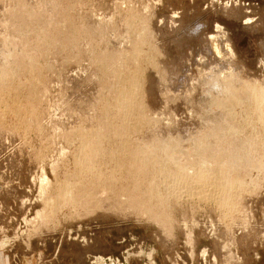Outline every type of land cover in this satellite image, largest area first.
Wrapping results in <instances>:
<instances>
[{
	"label": "rangeland",
	"instance_id": "rangeland-1",
	"mask_svg": "<svg viewBox=\"0 0 264 264\" xmlns=\"http://www.w3.org/2000/svg\"><path fill=\"white\" fill-rule=\"evenodd\" d=\"M48 1L31 0L27 4L36 19H41L33 26L21 18L13 19L19 23L8 19L19 0H0L1 43L8 39L27 45V41L28 48L21 42L22 48L29 49V54L32 51L36 59L31 57L39 62L38 80L34 78L33 85L27 73L10 67L9 62L5 65L0 57V66L11 71L6 79L0 78V103H4L0 104V264H264V117L257 118L246 110L249 102L244 100L243 106L234 109L235 123L232 119L229 122L241 126L231 137L226 135V128L232 126L206 102L214 95V73L231 87L264 90V0H52L54 9ZM44 7L48 8L46 12L49 8L65 11L70 22L59 21L61 25L54 24L57 28L50 25L52 30L48 25L47 33L52 36L42 33V38L41 31L52 15L44 10L42 14ZM128 17L135 18L129 21ZM66 26L74 27L78 36L61 33ZM141 26L145 43L138 36ZM59 38L62 44L57 43ZM136 45L140 47L137 57L133 56ZM114 56L117 64H109ZM116 66L123 74L118 68L113 70ZM108 68L119 72L115 78L110 77ZM122 75L123 79H133L131 92L130 80L121 85ZM107 79L115 83L106 87ZM128 90L133 104L126 102L127 108L116 105L117 93ZM205 105L208 112L212 110L211 115L215 111L222 119L217 115L212 121L211 115L206 118ZM30 111L37 118L36 125H27ZM218 123L224 133L216 139L208 132ZM133 125L137 126L135 133L129 129ZM119 127H124V136L112 134ZM95 133L105 138L100 149L93 152L94 157L89 155L91 162L95 161V167H91L98 171L91 169L88 174L80 168L79 159L86 154L82 153L84 137L89 139ZM157 140L174 142L175 148L168 145L174 148H170L171 154H161L158 148L156 151ZM194 142L216 158L212 164L205 162L208 168L192 152L193 144L197 148ZM149 143L155 147L154 151L149 147V154L157 161L150 157L146 165L142 164L148 170L139 174L142 168L136 169L139 166L131 155L135 152L134 158L138 150L148 149ZM115 153L116 159L110 158ZM169 155L180 158L178 163L188 162L186 169L179 168L185 163L179 166ZM237 155L244 160L242 165L225 168L230 184L227 194L217 189L216 195L205 198L196 192L194 181H215L219 177V157L227 161ZM165 156L173 163L164 161ZM222 165L219 168H224ZM202 166L204 179L197 175ZM179 169L187 172L185 179L175 176ZM62 190L66 198L63 196L61 206H55L54 200Z\"/></svg>",
	"mask_w": 264,
	"mask_h": 264
},
{
	"label": "bare ground",
	"instance_id": "bare-ground-1",
	"mask_svg": "<svg viewBox=\"0 0 264 264\" xmlns=\"http://www.w3.org/2000/svg\"><path fill=\"white\" fill-rule=\"evenodd\" d=\"M9 1V0H8ZM23 0H19V3H18V5H15L14 7H15V10H11V13H10V16L8 17V15H7V17H8V19L11 17L12 19V21H13V19H16V20H20V18L21 19H23V21H24V23L27 21V23L28 22H31V23H33V22H38V21H40L41 19H39L38 18V20L36 19L37 17L35 16L36 15V13H34L33 14V10H32V13L30 12L31 10V7L29 8L28 7V5L30 4L29 2L31 1H29V2H22ZM43 1V0H42ZM45 1V0H44ZM47 1V0H46ZM51 1V2H50ZM50 1H48V6H49V2L50 3H52L53 1L52 0H50ZM55 1V0H54ZM57 1V0H56ZM64 1V0H63ZM74 1V0H73ZM124 1V0H123ZM75 2V1H74ZM126 2V1H125ZM15 3H17V2H15ZM26 3V4H25ZM32 3V2H31ZM42 3V2H41ZM41 3H40V8H41ZM46 3V2H45ZM44 2L42 3V4H45ZM57 3H60V2H57ZM28 4V5H27ZM54 4H55V2H54ZM64 4V3H63ZM116 4H117V2H116ZM27 5V6H26ZM56 5H58V4H56ZM42 6H46V4L45 5H42ZM52 6H53V3H52V5H51V8H52ZM59 6V5H58ZM118 6V5H117ZM29 8V10H28V8ZM47 7V6H46ZM50 7V6H49ZM56 7V6H55ZM55 7H53L52 9H54ZM66 7V6H65ZM75 7V6H74ZM116 7V6H115ZM39 8V9H40ZM58 8H61V7H58ZM10 9H12V8H10ZM44 9H46L45 7L44 8H42L41 10L43 11ZM52 9H50L49 8V11L50 12H46V10H48V8L46 9V10H44L46 13H47V15L48 16H50L49 15V13L51 14L52 13V15L49 17L50 19H49V21H47L46 20V22H45V25H47L46 26V28H44V29H42V31H41V37H42V33L44 34L45 33V36L47 35V34H50L51 35V33H47V30H49V29H51V26L50 25H56V23H59V25H61L60 24V22L59 21H61V22H65V23H67V21H69V19L67 20V18L69 17H67V14H66V16H65V14H64V12L65 11H60V9H59V11L57 10V8H56V10H52ZM67 9V8H66ZM51 10H52V12H51ZM125 10V9H124ZM37 11V10H36ZM44 11L42 12V14H44ZM9 12H10V10H9ZM8 12V13H9ZM61 12V13H60ZM63 12V13H62ZM66 12H68V11H66ZM1 13V12H0ZM40 13H41V11H40ZM46 13H45V16H46ZM70 13V12H69ZM68 13V14H69ZM132 13V12H131ZM131 13H128V14H131ZM135 13V12H134ZM58 14H59V17H58ZM133 14V13H132ZM131 14V15H132ZM138 14V13H137ZM38 15H39V11H38ZM41 15V14H40ZM133 16H134V14H133ZM136 16V15H135ZM6 17V16H5ZM40 17H42V16H40ZM47 17V16H46ZM67 17V18H66ZM130 18H135V17H128V20L130 21V20H133V19H130ZM7 19V20H8ZM47 19H48V17H47ZM10 20V19H9ZM8 20V21H9ZM126 20V19H125ZM127 20V21H128ZM12 21H9V22H11L12 23ZM15 21V20H14ZM14 21H13V23H14ZM20 21H22V20H20ZM19 21V22H20ZM138 21V20H137ZM6 22V21H5ZM15 22H17V21H15ZM19 22H17V23H19ZM70 22V21H69ZM77 22H78V20H77ZM90 22V21H89ZM2 23V22H1ZM10 23V24H11ZM31 23H29V24H31ZM46 23H48V24H46ZM127 24L128 23H131V22H126ZM21 24H22V22H21ZM38 24V23H37ZM68 24V23H67ZM67 24H64V26L65 25H67ZM72 24V23H71ZM140 24H141V22H140ZM19 25V24H18ZM25 25V24H24ZM32 25V24H31ZM40 25H42L41 23H40ZM48 25L50 26V28L48 29ZM54 25V26H55ZM78 25V24H77ZM80 25V24H79ZM88 25H90V26H92L91 24H88ZM130 25V24H129ZM13 26V25H12ZM30 26V25H29ZM33 26H34V23H33ZM32 26V27H33ZM56 26H58V25H56ZM55 26V27H56ZM62 26H63V24H62ZM70 26V25H69ZM74 26V25H73ZM97 26V25H96ZM132 26V25H131ZM11 27V26H10ZM19 27V26H18ZM31 27V26H30ZM60 27V26H59ZM93 27V26H92ZM127 27H129V26H127ZM146 27V26H145ZM144 27V28H145ZM29 28V27H28ZM57 28V27H56ZM72 28H74V27H68V26H66V28L64 27L63 28V30L65 31V32H62L60 29H58V30H60L61 31V33H63V34H65V35H68L67 37H71V38H73L72 37V35H74V37H76V35L74 34L75 33V28H74V30L72 29ZM77 29H79V27H76ZM80 28H81V26H80ZM86 28V27H85ZM87 28H89L88 26H87ZM94 28V27H93ZM140 28H142V30L141 29H139L138 28V30H140V34H138V36H140V38H142V40L143 39H145V29H143V27L141 26ZM147 28V27H146ZM40 29V28H39ZM55 29V28H54ZM90 29V28H89ZM126 29V28H125ZM128 29V28H127ZM130 29V28H129ZM52 30V29H51ZM92 30V29H91ZM131 30V29H130ZM5 31V30H4ZM55 31H56V29H55ZM81 31H82V28H81ZM81 31H79V32H81ZM86 31H87V29H86ZM39 32V31H38ZM57 32V31H56ZM78 32V30L76 31V33ZM87 32H89V31H87ZM94 32V31H93ZM136 32V31H135ZM18 33V32H17ZM71 33H73L72 35H70ZM92 33V32H91ZM138 33V32H137ZM137 33H136V35H137ZM38 34V33H37ZM62 34V35H63ZM83 34V33H82ZM87 34V33H86ZM85 34V35H86ZM133 34H135V33H133ZM147 34V33H146ZM40 35V34H39ZM38 35V36H39ZM64 35V36H65ZM70 35V36H69ZM4 36V35H3ZM37 36V37H38ZM44 36V35H43ZM52 36V35H51ZM78 36V35H77ZM88 36V35H87ZM138 36H137V38H138ZM147 36V35H146ZM19 37H21V36H19ZM86 37V36H85ZM126 37V36H125ZM8 38V37H7ZM43 38V37H42ZM50 38V37H49ZM48 38V39H49ZM127 38V37H126ZM137 38H136V40H137ZM46 39V38H45ZM55 39V38H54ZM53 39V40H54ZM64 39H67V38H64ZM64 39H63V41H64ZM76 39V38H75ZM74 39V40H75ZM22 40V39H21ZM24 40V39H23ZM44 40V39H43ZM56 40V39H55ZM54 40V41H55ZM59 40H61V38H59L58 39V41H57V43L59 42ZM129 40V39H128ZM142 40L140 39V41L142 42ZM7 41H8V39H7ZM7 41H3L2 43H1V41H0V57H2L3 58V60H5L6 61V63H4V61L2 60V63H4L5 65L9 62V64H11V66L10 67H12V66H16L15 68L17 69V67L18 68H20L21 70H23V72L26 74H28V75H26V76H28V78L29 77H31L32 79H31V81L33 80L34 82H36L35 81V79H36V77H37V74L39 75V70L37 69L38 68V66H36L37 65V63H39V62H37V61H35L34 60V58L36 59V56H34L35 54H33L32 53V51H31V53H32V55H30L28 52L30 51L29 49H28V51H26V50H24L26 47L25 46H27L28 45V42L26 41V43H27V45L23 42V41H21V42H23V44H24V49L22 48V43L21 42H19V44H15V43H10L11 41L9 40V42H7ZM36 41V40H35ZM68 41H73L72 39H70L69 40V38H68ZM90 41V40H89ZM140 41L137 43L138 45H139V43H140ZM15 42H17V41H15ZM65 42V41H64ZM134 42V41H133ZM143 42H144V40H143ZM30 44H31V42H29ZM59 43H61L62 44V41L61 42H59ZM68 43V42H67ZM90 43V42H89ZM93 43V42H92ZM145 43V42H144ZM43 44V43H42ZM79 44V43H78ZM77 44V45H78ZM115 44V43H114ZM136 44V43H135ZM52 45H54V44H52ZM65 45L66 44H64V47H65ZM69 45H70V43H69ZM71 45H72V42H71ZM58 46V45H57ZM68 46V45H67ZM66 46V47H67ZM111 46V45H110ZM129 46V45H128ZM213 46H214V50H217V47H216V45L215 44H213ZM30 47V46H29ZM45 47V46H44ZM48 47V46H47ZM64 47H63V49H64ZM70 47V46H69ZM113 47V46H112ZM136 47H137V45H136ZM139 47V46H138ZM138 47L137 48H135V49H133V56H138L139 55V53H140V51L138 50ZM27 48H28V46H27ZM43 48V47H42ZM53 48V47H52ZM107 48V47H106ZM114 48V47H113ZM112 48V49H113ZM119 48V47H118ZM140 48V47H139ZM46 49V48H45ZM54 49V48H53ZM58 49V48H57ZM115 49V48H114ZM132 49V48H131ZM150 49V48H149ZM34 50V49H33ZM71 50V49H70ZM106 50V49H105ZM123 50V49H122ZM40 51V50H39ZM107 51V50H106ZM109 51V50H108ZM107 51V52H108ZM139 51V52H138ZM49 52V51H48ZM106 52V53H107ZM115 52V51H114ZM120 52V51H119ZM119 52H117V54L119 53ZM132 52V51H131ZM110 53V52H109ZM122 53V52H121ZM100 54V53H99ZM111 54H113V53H111ZM143 54V53H142ZM141 54V55H142ZM45 55V54H44ZM102 55V54H101ZM104 55V54H103ZM102 55V56H103ZM106 55H108V54H106ZM114 55V54H113ZM113 55H112V57H113ZM119 55V54H118ZM125 55H127V54H125ZM34 57V58H32V57ZM111 56V55H110ZM136 56V57H137ZM106 57V56H105ZM105 57H104V59H105ZM117 57H119V58H121V57H123L122 56V54H121V57L120 56H117ZM39 58V57H38ZM45 58V57H44ZM108 58V57H107ZM106 58V59H107ZM119 58H117L118 60H119ZM133 58V57H132ZM131 58V59H132ZM105 59V60H106ZM111 59V58H110ZM113 59V58H112ZM112 59L110 60V63L109 64H112V62L113 63H115L116 61H115V56H114V61H112ZM122 59V58H121ZM120 59V60H121ZM129 59H130V57H129ZM40 60V59H39ZM119 60V61H120ZM99 61V60H98ZM101 61H103L102 59H101ZM37 62V63H36ZM121 62V61H120ZM100 63V62H99ZM102 63V62H101ZM104 63H106V62H104ZM119 63V62H118ZM108 64V63H107ZM107 64H104V65H107ZM116 64H117V62H116ZM115 64V65H116ZM120 64H122V63H120ZM136 64V63H135ZM3 65V64H2ZM0 66V78H4V79H6L4 76L8 73H10L11 71V69L9 70L10 72H8L7 70L9 69L8 67H5V65L4 66ZM39 65V64H38ZM46 65V64H45ZM103 65V66H104ZM128 65V64H127ZM103 66H101V67H103ZM112 66V65H111ZM120 66V65H119ZM37 67V68H36ZM14 68V69H15ZM44 68V67H43ZM114 68H118L117 66L116 67H113V70H114ZM121 68H122V71H123V67H122V65H121ZM124 68H125V65H124ZM7 69V70H6ZM13 69V71H15ZM19 69V70H20ZM39 69H40V67H39ZM104 68H102L101 70H103ZM105 69H107V67L105 68ZM109 69V68H108ZM111 69V68H110ZM109 69V71L108 72H110L111 70ZM127 69V68H126ZM18 70V69H17ZM38 70V71H37ZM113 70L110 72V74L112 73V75L110 76V74L108 75V76H110V77H112V78H115V75L117 74V73H119V72H117L116 73V71L115 72H113ZM118 70H120V67L118 68ZM162 70V69H161ZM12 71V72H13ZM41 71V70H40ZM43 71V70H42ZM50 71V70H49ZM121 70H120V72H122ZM17 72V71H16ZM103 72V71H102ZM161 72V71H160ZM14 73V72H13ZM105 73V72H104ZM114 73V74H113ZM116 73V74H115ZM137 73V72H136ZM19 74V73H18ZM120 74H123V72L122 73H120ZM119 74V75H120ZM213 74V73H212ZM43 75V74H42ZM102 76V75H101ZM124 75H122V79L124 78L123 77ZM213 76V75H212ZM117 77V76H116ZM120 77V76H119ZM15 78V77H14ZM35 78V79H34ZM43 78V77H42ZM109 78V77H108ZM111 78V80H113ZM129 77H127L126 76V79L127 80H130V79H128ZM16 79V78H15ZM18 79H19V77H18ZM40 79V78H39ZM126 79H123V80H121V82H120V80L118 79V77H117V79L116 80H119V82L120 83H122L121 85H123V84H127V81H126ZM36 80H38V79H36ZM99 80H101V79H99ZM110 79H109V81H108V79H107V85L108 86H106V84H105V86L106 87H109V85L111 84V83H113L112 81H111ZM126 81V83H124L125 81ZM0 81H1V79H0ZM33 81L31 82V84L33 83ZM103 81V80H102ZM124 81V82H123ZM131 81H133V79L132 80H130L128 83V86H129V90H130V92H131V88H133L132 86H134V81L133 82H131ZM211 81H212V83L214 84V95L212 96V97H210L209 99L207 98H205L207 101V105H209L210 107L209 108H213L215 111H216V113H217V111H219V113H217V114H220V115H222L223 117V119L222 118H219V116L215 113V111H213L214 112V116L213 115H211V113H210V111H212V110H210L209 112H208V110H209V108L207 107V112H208V115H206V118H207V116H210L211 115V121L213 120V118L215 119L216 117V115H217V118L218 119H222V121L224 122V123H226V124H229V122L231 123V119L233 120L232 122H234L235 121V115H234V109L235 108H237L238 106H243L242 104L243 103H245V101L244 100H246V102L248 103V104H246V106L248 107V109H246V110H249V111H251V113L253 114V115H255L257 118H263L264 117V90H262V91H259V90H254L253 88H248V89H245V90H243V89H237V88H234V87H231L230 85H228V84H225V83H222L219 79H218V77H217V75H216V73H214V76L213 77H211ZM6 82V81H5ZM11 82V81H10ZM15 82V81H14ZM39 82V81H38ZM37 82V83H38ZM103 82V83H104ZM2 83V82H1ZM36 83V84H37ZM115 83V82H114ZM117 83V82H116ZM35 83H33V85H34ZM74 84H76V83H74ZM133 84V85H132ZM3 85V84H2ZM20 85V84H19ZM18 85V86H19ZM17 86V87H18ZM34 87H36V86H34ZM44 87V86H43ZM74 87H75V85H74ZM110 87H111V85H110ZM124 87H125V85H124ZM127 87V86H126ZM135 87H136V85H135ZM1 88V87H0ZM28 88V87H27ZM31 88V87H30ZM38 88V87H37ZM120 88H122V87H120ZM245 88V87H244ZM19 89H21V88H19ZM29 89V88H28ZM113 89V88H112ZM122 89H125V88H122ZM134 89V88H133ZM135 89H138V87L137 88H135ZM256 89V88H255ZM260 89V88H259ZM15 90H16V92L18 91V88H15ZM15 90L14 91H12V92H15ZM34 90V89H33ZM36 90V89H35ZM115 90H116V88H115ZM119 90V89H118ZM129 90H128V92H126V93H120L119 94V92L117 93L119 96L117 97V95L116 94H114V96L116 95V105L118 104V106H121L122 104L123 105H125V103L126 102H129L130 103V99H131V97H132V95H131V93H129ZM25 91V90H24ZM32 91V90H31ZM108 91H109V89H108ZM122 91V90H121ZM123 91H125V90H123ZM15 92V93H16ZM134 92V91H133ZM244 92V93H243ZM33 93V92H32ZM45 93V92H44ZM104 93V92H103ZM114 93V92H113ZM137 93V92H136ZM2 94V93H1ZM7 94V93H6ZM20 94V93H19ZM133 94V93H132ZM30 95V94H29ZM72 95H73V93H72ZM103 96V95H102ZM243 96H244V98H243ZM7 97V96H6ZM17 97V96H16ZM14 98V97H13ZM82 98V97H81ZM27 99V98H26ZM1 100V99H0ZM28 101V100H27ZM33 101V100H32ZM8 102V101H7ZM6 102V103H7ZM100 102V101H99ZM206 102H204V103H206ZM2 103H3V101H2ZM2 103H0V104H2ZM13 103V102H12ZM24 103H25V101H24ZM128 103V104H129ZM37 104V103H36ZM106 104V103H105ZM131 104V103H130ZM133 104V103H132ZM131 104V105H132ZM3 105H4V103H3ZM30 105V104H29ZM29 105L27 106V107H29ZM102 105V104H101ZM26 106V105H25ZM126 106V105H125ZM130 106V105H129ZM137 106V105H136ZM245 105H244V107H246ZM10 107V106H9ZM19 107V106H18ZM31 107V106H30ZM123 107V106H122ZM128 106H126V108H127ZM132 107V106H131ZM130 107V108H131ZM205 107V108H206ZM246 107V108H247ZM2 108H4V106L2 107ZM7 108V107H6ZM109 108V107H108ZM110 108H112V107H110ZM120 108V107H119ZM118 108V109H119ZM125 107H123V109H124ZM126 108L124 109V110H126ZM211 108V109H212ZM10 109V108H9ZM13 109H15V107L13 108ZM22 109V108H21ZM30 109V108H29ZM107 109V108H106ZM114 109V108H113ZM118 109H117V111H118ZM139 109V108H138ZM7 110V109H6ZM36 110V109H35ZM132 110V109H131ZM206 110V109H205ZM15 111V110H14ZM18 111V110H17ZM20 111V110H19ZM33 111H34V109H33ZM33 111L31 112L30 111V113H32V114H30V115H28V118L26 119V122H27V125L29 124L28 122H33V124L35 123L34 121H36V119L37 118H35L34 119V117H36L35 115L34 116H31V115H33L34 113H33ZM38 111H39V109H38ZM108 111H109V109H108ZM35 112V111H34ZM104 112H106V111H104ZM119 112V111H118ZM121 112V111H120ZM125 111H123V113H124ZM212 112V113H213ZM245 112V111H244ZM109 113H111V112H109ZM23 114V113H22ZM36 114V113H35ZM139 114V113H138ZM143 114V113H142ZM16 115V114H15ZM26 115H27V113H26ZM25 115V116H26ZM104 115V114H103ZM106 115V114H105ZM104 115V116H105ZM131 115V114H130ZM133 115V114H132ZM120 116V115H119ZM140 116V115H139ZM248 116V115H247ZM123 117V116H122ZM125 117V116H124ZM131 117V116H130ZM17 118V117H16ZM23 119L24 118H26V117H22ZM119 118V117H118ZM140 118V117H139ZM237 118V117H236ZM142 119V118H141ZM140 119V120H141ZM203 119V118H202ZM208 119V121H210ZM217 119V120H218ZM264 119V118H263ZM19 120H20V118H19ZM104 120V119H103ZM125 120V119H124ZM260 120V119H259ZM115 121V120H114ZM142 121V120H141ZM140 121V123L142 124V122ZM144 121H145V119H144ZM219 121V120H218ZM221 121V120H220ZM219 121V122H220ZM21 122V121H20ZM23 122H25V120H23ZM106 122V121H105ZM132 122V121H131ZM139 122V121H138ZM137 122V123H138ZM215 122V121H214ZM239 122V121H238ZM134 123H136V122H134ZM133 123V124H134ZM204 123H206V121L204 122ZM211 123V122H210ZM235 123V122H234ZM261 123V122H260ZM25 124V123H24ZM102 124V123H101ZM144 124V123H143ZM208 124V123H207ZM217 124V123H216ZM221 124V123H220ZM238 124H240V123H238ZM26 125V126H27ZM32 125V124H31ZM30 125V126H31ZM34 125H36V124H34ZM99 125V124H98ZM123 125V124H122ZM140 125V124H139ZM209 125V124H208ZM222 125V124H221ZM221 125H219V123H218V125H212V126H210V127H212L211 128V130H209V132H208V135L210 134L211 136H214V137H216V139L217 138H219V137H221V135H222V133H224L223 132V130L222 129H220V128H222V127H219V126H221ZM229 125H231L230 127V130H229V128H226V130L228 131V132H226L227 134L226 135H229V136H231V135H235L234 133H236L237 131H238V129L241 127H237L236 125L235 126H233L232 124H229ZM248 125V124H247ZM21 126V125H20ZM30 126H28L29 128H30ZM126 127H127V125H125ZM133 126H135V125H133ZM141 126V125H140ZM139 126V127H140ZM223 126V125H222ZM228 126V125H227ZM227 126H225V127H227ZM35 127V126H34ZM40 127V126H39ZM125 127V128H126ZM214 127V128H213ZM218 127V128H217ZM249 127V126H248ZM128 128H129V126H128ZM127 128V129H128ZM136 128H137V126H135V127H133L132 129H131V126H130V130L131 131H133V133H135L134 132V130H136ZM143 128V127H142ZM112 129V128H111ZM115 130H113V132H112V134L115 132V134H123V136H124V131H125V129H124V127L123 128H121V127H119L118 129H116V128H114ZM254 129V128H253ZM31 130V129H30ZM104 130V129H103ZM105 130H107V129H105ZM222 130V131H221ZM38 131V130H37ZM79 131H80V129H79ZM79 131H78V133H79ZM97 131V130H96ZM108 131H110V127H109V130ZM138 131V130H137ZM225 131V130H224ZM25 132V131H24ZM77 132V131H76ZM82 132V131H81ZM111 132V131H110ZM130 132V131H129ZM241 132V131H240ZM25 133H27V132H25ZM94 133V132H93ZM103 133V132H102ZM137 133V132H136ZM148 133V132H147ZM206 133V132H205ZM81 134V133H80ZM126 134V133H125ZM131 134V133H130ZM141 134V133H140ZM82 135H84V134H82ZM101 135V134H100ZM100 135H98V134H92L91 135V138H89V139H87L86 137H84L85 138V140H84V142L85 143H83L84 144V147H85V149H84V151H82V153L83 152H85L84 154L86 155H83V159L81 158V159H79L80 161H79V164L81 165L80 166V168L83 170V172H85V170H87V173L89 174V171L88 170H91V171H93L94 169L92 168V167H95V165H93L94 163H93V161L91 162V157L89 156L90 154H92V157H94L93 155V152L94 151H96V148H98V146L100 147V143H101V141L103 140V137L102 136H100ZM103 135V134H102ZM207 135V136H208ZM209 135V136H210ZM74 136V135H73ZM89 136V135H88ZM92 136H93V138H92ZM116 136V135H115ZM129 136V135H128ZM196 136V135H195ZM204 136H206V134L204 135ZM204 136H202V139L204 138H206V137H204ZM219 136V137H218ZM259 136V135H258ZM113 137V136H112ZM213 137V138H214ZM232 137V136H231ZM256 137V136H255ZM66 138V137H65ZM81 138H82V136H81ZM83 138V139H84ZM105 138V137H104ZM110 138V137H109ZM108 138V139H109ZM115 138V137H114ZM118 138V137H117ZM125 138V137H124ZM182 138V137H181ZM200 138H201V136H200ZM200 138H198L199 140L197 141V143H199V144H201V146H202V140L200 139ZM208 138H210V137H208ZM87 139V140H86ZM159 139V138H158ZM163 139V138H162ZM203 139V140H204ZM230 139H232V138H230ZM191 140V139H190ZM206 141L208 140L207 138L205 139ZM250 140V139H249ZM82 141V140H81ZM108 141V140H107ZM113 141V140H112ZM156 141V138L154 139V142ZM160 140H157V142L159 143V144H157V146H156V151H157V148L160 150V151H162L161 152V154H166V156H167V154H169L170 152V148H172V149H174L175 148V143L173 142V144L171 143V141H170V143H168V142H166L167 144H163V142L162 143H160L159 142ZM173 141V140H172ZM188 141V140H187ZM195 141V140H194ZM206 141H204L205 143H206ZM115 142V141H114ZM153 142V143H154ZM177 142H178V140H177ZM191 142V141H190ZM229 142V141H228ZM250 142V141H249ZM156 143V142H155ZM192 143V142H191ZM194 143H196V142H194ZM196 143V144H197ZM216 143V142H215ZM138 144V143H137ZM150 144V143H149ZM171 145L172 144V146H174V148L173 147H171V146H168V145ZM176 144H178V143H176ZM221 144V143H220ZM86 145V146H85ZM120 145V144H119ZM123 145H124V143H123ZM123 145H122V147L121 148H123ZM133 145V144H132ZM194 145V146H193ZM192 145V147H193V149H194V151H192V152H194V153H196L195 154V156L197 155L198 157H199V159H201V165H203V163H204V165L203 166H205V164H206V166H208L209 167V165H207V163H205V162H211V164H212V161H213V159L215 158L214 156V158H212L210 155H209V150L207 149L206 150V148H205V146H204V148H201L200 147V145H199V147H198V144L196 145V147L197 148H194L195 147V144H193ZM252 145V144H251ZM102 146V145H101ZM146 146H148V145H146ZM82 147V146H81ZM80 147V148H81ZM124 147H126V146H124ZM144 147V146H143ZM149 147H151L152 148V145L150 144V146H148V149H143L142 151L140 150H138L137 151V153H136V156L133 158V156L135 155V152H134V150H130V152H134L133 154V156L131 155V157H132V159H133V162H134V164L135 165H138L139 167H135L136 169H139L140 170V168H142L143 166H142V164L143 165H146L147 164V162H149V159H150V157H151V159H152V156L153 155H151V154H149L150 152H151V149H149ZM154 147V146H153ZM178 147V146H177ZM192 147H191V149H192ZM257 147V146H256ZM155 148V147H154ZM154 148H152V150L154 151ZM95 149V150H94ZM98 149H100V148H98ZM132 149V148H131ZM135 149V151H136V149L137 148H134ZM141 149V148H140ZM178 149V148H177ZM177 149H176V151H177ZM220 149V148H219ZM82 150V149H81ZM104 150V149H103ZM149 150V151H148ZM189 150V149H188ZM110 151V150H109ZM112 151V150H111ZM122 151V150H121ZM124 151H125V149H124ZM128 151V150H127ZM172 151H174V150H172ZM171 151V152H172ZM175 151V152H176ZM181 151V150H180ZM113 152V151H112ZM214 152V151H213ZM126 153V152H125ZM173 153V152H172ZM177 153V152H176ZM187 153V152H186ZM189 153V152H188ZM194 153H191V154H194ZM259 153V152H258ZM107 154V153H106ZM111 154V153H110ZM171 154V153H170ZM211 154V153H210ZM218 154V153H217ZM224 154V153H223ZM235 154V153H234ZM114 155H116V153L115 154H113V156H111V155H109V156H111L110 158H112L113 157V159H116V156L114 157ZM173 155H175V153L173 154ZM108 156V157H109ZM166 156H165V159L163 158V160L165 161L167 158H166ZM176 157H177V155H175ZM188 156V155H187ZM219 156H220V154H219ZM218 156V157H219ZM225 156H227L226 154H225ZM258 156V155H257ZM103 157V156H102ZM130 157V156H129ZM154 157H155V155H154ZM169 158H170V155L168 156ZM193 157V156H192ZM231 156H229V158H230ZM125 158V157H124ZM174 158V157H173ZM173 158H170V159H172L173 160ZM196 158V157H195ZM104 159V158H103ZM118 159V158H117ZM131 159V160H132ZM150 159V160H151ZM180 159V158H179ZM178 158L177 159H175L174 158V162L176 163L178 160H179ZM184 159V158H183ZM216 159V158H215ZM226 159V158H225ZM225 159H222V158H220L219 157V159H218V163L216 164L215 162V164L218 166V164H220V166L219 167H221V165L223 164L224 165V168H219V167H217V169H218V175H219V177L217 178V180H211V179H206L205 180V182H202L201 180L202 179H199L200 181H198V180H196V181H194L193 183H194V189L196 190V192L198 193V194H200V195H202L203 197H205V198H207V197H210V196H214V194L217 192V189H219V191L221 192V190L222 191H224V192H226L225 194H227V191H229L228 189H230V187H229V185H228V177L229 176H225V174L227 173V171H225L227 168L229 169V166L231 165V166H237V165H240L244 160L241 158V157H238V155L237 156H235V157H233L232 156V158L231 159H227V161L225 160ZM153 160V159H152ZM154 160H156V159H154ZM153 160V161H154ZM159 160V159H158ZM186 160V159H185ZM184 160V161H185ZM188 160V159H187ZM203 160V161H202ZM262 160V159H261ZM111 161V160H110ZM116 161V160H115ZM157 161V160H156ZM155 161V162H156ZM167 161H168V163H173V162H171V160H168L167 159ZM223 161L225 162V163H223ZM264 161V160H263ZM95 162V161H94ZM116 162H119V160L118 161H116ZM120 162H122V161H120ZM179 162H181V163H185V165L184 164H182L181 166L179 165V164H181V163H178L177 165H179L180 167L179 168H181L182 167V169L183 170H185L186 168H185V166L187 165L188 166V164H186V163H188V162H183V160H181V161H179ZM93 163V164H92ZM145 163V164H144ZM152 163H154V162H152ZM165 163V162H164ZM175 163H174V165H175ZM196 163V162H195ZM113 164V163H112ZM133 164V163H132ZM155 164H158V163H155ZM162 164V163H161ZM166 164V163H165ZM164 164V165H165ZM169 164V165H170ZM191 164V163H190ZM228 164V165H227ZM91 165H93L92 167H91ZM119 165V164H118ZM123 165V164H122ZM149 165V164H148ZM147 165V166H148ZM166 165H168V164H166ZM198 165V164H197ZM200 165V166H201ZM216 165H214L213 167L214 168H216L215 166ZM222 165V166H223ZM242 165V164H241ZM250 165V164H249ZM78 166V165H77ZM107 166V165H106ZM115 166H117V165H115ZM120 166V165H119ZM190 166V165H189ZM203 166L202 167H200V168H198L199 170H197L198 171V176L199 177H203V179H204V174H205V170L203 169ZM205 166V167H206ZM225 166H228V167H225ZM251 166V165H250ZM79 167V166H78ZM97 167V166H96ZM99 167V166H98ZM118 167V166H117ZM145 167V166H144ZM204 167V168H205ZM208 167H206V168H208ZM80 168H79V170H80ZM115 168V167H114ZM132 168H133V165H132ZM132 168L130 169L131 171H132ZM191 168V167H190ZM205 168V169H206ZM226 168V169H225ZM235 168V167H234ZM125 169V168H124ZM127 169V168H126ZM135 169V170H136ZM146 169H147V167H146ZM145 169V170H146ZM159 169V168H158ZM180 170L179 169V171H181V174L179 173V171L177 172V174L175 175V176H177V175H179V176H177V177H180L181 179L182 178H184V176H186L185 174L187 173L186 171H183V170ZM78 170V172H80L81 174H82V170H80L79 171ZM96 170H97V168H96ZM96 170H94V171H96ZM114 170V169H113ZM115 170H117L118 171V169H115ZM129 170V171H130ZM144 169L142 168V170L139 172V174L141 173H143L144 171H143ZM148 170V169H147ZM165 170V169H164ZM231 170H233V169H231ZM90 171V172H91ZM98 171V170H97ZM120 171H121V169H120ZM136 171H138V170H136ZM143 171V172H142ZM154 171V170H153ZM183 171V172H182ZM192 171V170H191ZM208 171V170H207ZM213 171H214V169H213ZM184 172H186V173H184ZM217 172V171H216ZM215 172V173H216ZM226 172V173H225ZM91 173H93V172H91ZM113 173H115V172H113ZM121 173V172H120ZM119 173V174H120ZM131 173V172H130ZM145 173V172H144ZM157 173V172H156ZM200 173V174H199ZM214 173V172H213ZM138 174V173H137ZM136 174V175H137ZM85 175V174H84ZM135 175V176H136ZM147 175V174H146ZM149 175V174H148ZM160 175V174H159ZM169 175V174H168ZM174 175V174H173ZM87 176V175H86ZM95 176V175H94ZM97 176V175H96ZM113 176H115V175H113ZM137 176H139V175H137ZM142 176V175H141ZM174 176V177H175ZM77 177H79V176H77ZM169 177V176H168ZM215 177V176H214ZM225 177H226V179H225ZM100 178V177H99ZM112 178V177H111ZM120 178V177H119ZM171 178V177H170ZM186 178V177H185ZM184 178V179H185ZM206 178V177H205ZM68 179V178H67ZM98 179V178H97ZM107 179V178H106ZM153 179V178H152ZM191 179V178H190ZM233 179V178H232ZM173 180V179H172ZM193 180V179H192ZM100 181V180H99ZM109 181V180H108ZM122 181V180H121ZM179 181V180H178ZM190 181V180H189ZM104 182V181H103ZM184 182V181H183ZM231 182V181H230ZM67 183V182H66ZM65 183V184H66ZM109 183H111V182H109ZM108 183V184H109ZM121 183V182H120ZM63 184V183H62ZM69 184V183H68ZM106 184V183H105ZM162 184V183H161ZM160 184V185H161ZM165 184V183H164ZM190 184H192V183H190ZM163 185V184H162ZM171 185V184H170ZM193 185V184H192ZM239 185V184H238ZM65 186V185H64ZM76 186V185H75ZM142 186V185H141ZM156 186V185H155ZM167 186V185H166ZM187 186V185H186ZM170 187V186H169ZM177 187V186H176ZM191 187V186H190ZM56 188V187H55ZM67 188V187H66ZM65 188V189H66ZM69 188V187H68ZM73 188H75V187H73ZM82 188V187H81ZM139 188V187H138ZM76 189V188H75ZM100 189V188H99ZM111 189V188H110ZM140 189V188H139ZM148 189V188H147ZM194 189H192V190H194ZM221 189V190H220ZM63 190H64V188H63ZM63 190H62V194H60L59 193V195H57L56 197H57V199H55L54 201H55V203H53L55 206H57V205H60L63 201H62V199H63V196H65L64 195V193L65 192H63ZM124 190V189H123ZM128 190V189H127ZM149 190V189H148ZM153 190V189H152ZM152 190H150V193H151V191ZM155 190H156V187H155ZM69 191V190H68ZM158 191V190H157ZM218 191V192H219ZM182 192V191H181ZM108 193V192H107ZM123 193V192H122ZM159 193V192H158ZM229 193V192H228ZM58 194V193H57ZM146 194H147V192H146ZM217 194V193H216ZM215 194V195H216ZM222 194V193H221ZM220 194V195H221ZM69 195V194H68ZM144 195V194H143ZM150 195V194H149ZM152 195V194H151ZM180 195V194H179ZM229 195V194H228ZM72 196V195H71ZM90 196V195H89ZM92 196V195H91ZM145 196V195H144ZM154 196V195H153ZM161 196V195H160ZM224 196H226V195H224ZM68 197V196H67ZM156 197V196H155ZM167 197V196H166ZM65 198H66V196H65ZM143 198V197H142ZM148 198V197H147ZM152 198V197H151ZM158 198V197H157ZM162 198V197H161ZM214 198V197H213ZM68 199V198H67ZM94 199H95V197H94ZM132 199V198H131ZM222 199V198H221ZM229 199V198H228ZM52 200V199H51ZM74 200V199H73ZM72 200V201H73ZM158 200V199H157ZM160 200V199H159ZM225 200V199H224ZM224 200H222V201H224ZM134 201V200H133ZM149 201V200H148ZM151 201V200H150ZM65 202H68V200L66 201L65 200ZM159 202V201H158ZM52 203V202H51ZM69 203H70V201H69ZM162 203V202H161ZM45 204V203H44ZM96 204V203H95ZM151 204V203H150ZM67 205V204H66ZM129 205V204H128ZM61 206V205H60ZM52 207V206H51ZM54 207V206H53ZM52 207V208H53ZM159 207V206H158ZM62 209V208H61ZM151 212V211H150Z\"/></svg>",
	"mask_w": 264,
	"mask_h": 264
}]
</instances>
